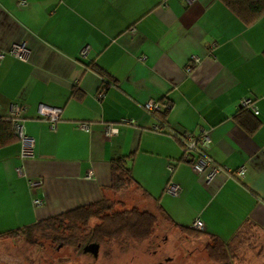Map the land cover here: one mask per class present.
<instances>
[{
    "label": "crops",
    "instance_id": "0c3cea01",
    "mask_svg": "<svg viewBox=\"0 0 264 264\" xmlns=\"http://www.w3.org/2000/svg\"><path fill=\"white\" fill-rule=\"evenodd\" d=\"M24 1L0 0V118L17 128V140L0 147V243L61 212L123 199L109 189V163L123 156L128 188L157 204L176 232L199 219L204 240L226 244L245 225L264 233V14L246 25L220 0ZM15 43L28 49L24 60L8 53ZM192 55L200 62L186 72ZM242 98L257 110L251 133L235 121ZM147 100L161 104L164 133L151 131L158 118L144 110ZM40 106L60 110L53 130ZM107 123L117 133L105 136ZM168 130H205L208 156L229 174L205 182ZM21 135L33 139V157H21ZM239 167L242 177L232 174ZM38 178L31 190L28 180ZM169 181L177 196L163 191Z\"/></svg>",
    "mask_w": 264,
    "mask_h": 264
},
{
    "label": "rangeland",
    "instance_id": "374dc122",
    "mask_svg": "<svg viewBox=\"0 0 264 264\" xmlns=\"http://www.w3.org/2000/svg\"><path fill=\"white\" fill-rule=\"evenodd\" d=\"M122 194L123 199L114 198L116 205L113 211H120L125 204H118L129 200L133 202V205H128L130 209L136 207L144 210L150 206L133 189L125 188ZM140 202L141 205L136 204ZM99 224V220L90 219L79 231L66 230L63 224L53 232H36L29 239H25L22 234L14 238H2V264H223L213 262L208 257L206 247L212 244L211 239L187 237L161 222L153 226L152 234L145 241L135 242L124 234L103 241L99 244L97 257L83 253L75 246L52 241L55 234L67 236L73 233L83 238ZM241 230V243L233 246L226 264H264V233L251 226Z\"/></svg>",
    "mask_w": 264,
    "mask_h": 264
},
{
    "label": "trees",
    "instance_id": "16d2710c",
    "mask_svg": "<svg viewBox=\"0 0 264 264\" xmlns=\"http://www.w3.org/2000/svg\"><path fill=\"white\" fill-rule=\"evenodd\" d=\"M220 1L246 25L253 23L264 14V0ZM156 115L159 121H164L160 113L157 112L155 116ZM246 115L250 117L249 121H244L242 119V116ZM235 121L248 133L253 132L258 126V122L248 109H239V112L235 116ZM16 140L17 135L14 129V120L12 118H0V147ZM128 160V156H123L113 159L109 163V189L115 193L128 188L133 182L130 170L127 166ZM115 203L116 201L103 197L93 203L78 206L46 219L39 220L34 224L24 227L20 231L8 232L1 237L14 238L16 235L22 234L25 239H29L32 234L36 232L43 234H46V231L53 232L56 227L59 228L63 224H65L66 230L79 231V228L85 227L90 219L99 220L100 224L90 229L83 238H78V236L73 233L67 236L55 234V236L52 237V241L62 242L64 245H72L75 246L77 250H82L85 244L92 242L100 244L105 240L123 234L135 242L145 241L152 234V229L155 224H160V222L164 224L168 223V216H165V214L161 212L162 210L157 204H151L149 208L144 210H138L136 207H133L130 210L113 211V207L116 205ZM241 229L226 244L216 238H210L212 244L206 247L208 257L213 262L226 264L233 246L237 245V243H241ZM178 231L180 234L187 237H201L203 232L194 230L191 227H178Z\"/></svg>",
    "mask_w": 264,
    "mask_h": 264
},
{
    "label": "built area",
    "instance_id": "2783aa9c",
    "mask_svg": "<svg viewBox=\"0 0 264 264\" xmlns=\"http://www.w3.org/2000/svg\"><path fill=\"white\" fill-rule=\"evenodd\" d=\"M184 1H191V0H184ZM18 5H25L24 0H17ZM86 52V48H82L80 53L84 55ZM8 53L13 55L15 58L19 60H24L28 54V49L26 48L24 43H15L13 44ZM4 53L0 52V60L3 58ZM144 57L142 56L141 59ZM200 59L196 55L190 56L188 63L186 65V72H190L193 66L199 64ZM102 94H98V97H101ZM239 109H248L253 114L257 113L255 104L252 99L250 98H242L239 101ZM161 104L158 101L154 100H147L143 104V108L146 112L154 115L156 112L160 110ZM24 107L21 105H13L12 112L14 116H19ZM39 115L48 120L50 128L53 130L55 128V122L57 121L60 110L57 108H47L40 106ZM118 124L124 125H133L135 120L130 118H120L117 121ZM76 126L82 130H88V125L83 122L76 123ZM165 125L161 121H156L151 126V131L155 133H164ZM17 128H15V131ZM104 133L105 136L109 137L115 133H117L116 124L107 123L104 125ZM166 135L170 138L177 139L179 141L180 149H181V160L187 162L190 165L191 170L201 176L205 182H209L216 174L219 173H226L229 174L228 170L224 167L219 166L216 164L207 154V150L210 147L211 140L205 130H201L198 134H193L191 132H183L178 133L173 130H168ZM21 157H33L34 156V141L32 138L28 136L21 135ZM167 170L169 173L172 172L173 166L168 165ZM17 173H21V169H16ZM244 172L243 167H239L237 170L232 172L237 177H242ZM42 184L41 179H31L28 180V187L31 190H36ZM163 191L169 195L177 196L180 192V188L178 185L174 184L173 182L169 181L165 184ZM34 206H38L41 204V200L34 198L32 200ZM192 229L203 231V223L199 219H195L191 226Z\"/></svg>",
    "mask_w": 264,
    "mask_h": 264
},
{
    "label": "water",
    "instance_id": "95a60500",
    "mask_svg": "<svg viewBox=\"0 0 264 264\" xmlns=\"http://www.w3.org/2000/svg\"><path fill=\"white\" fill-rule=\"evenodd\" d=\"M98 251H99V244L95 243V242L85 244L82 247V252L83 253H89L93 257H97Z\"/></svg>",
    "mask_w": 264,
    "mask_h": 264
}]
</instances>
